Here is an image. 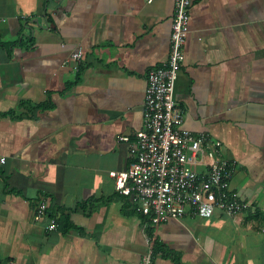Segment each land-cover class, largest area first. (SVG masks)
<instances>
[{
  "label": "crops",
  "instance_id": "obj_1",
  "mask_svg": "<svg viewBox=\"0 0 264 264\" xmlns=\"http://www.w3.org/2000/svg\"><path fill=\"white\" fill-rule=\"evenodd\" d=\"M190 10L175 86L184 127L222 142L231 188L254 211L188 214L157 234L182 264H264V0ZM174 12L175 0H0V264H140L149 238L123 214L112 172L129 167L120 137L143 127L146 74L169 58ZM43 198L81 231L35 220Z\"/></svg>",
  "mask_w": 264,
  "mask_h": 264
},
{
  "label": "built area",
  "instance_id": "obj_2",
  "mask_svg": "<svg viewBox=\"0 0 264 264\" xmlns=\"http://www.w3.org/2000/svg\"><path fill=\"white\" fill-rule=\"evenodd\" d=\"M192 0H175L170 55L147 72L143 127L130 144V163L125 171L112 172L117 191L154 225L188 214L207 218L223 212L234 219L254 211L231 188L236 162L224 157L222 142L207 133L184 127L185 111L175 98V86L185 62V44L190 31ZM83 49L73 57L82 59ZM5 161V158H2ZM48 200L34 209L39 221L49 216ZM47 229H58L57 217H49ZM149 249L140 264H155Z\"/></svg>",
  "mask_w": 264,
  "mask_h": 264
},
{
  "label": "trees",
  "instance_id": "obj_3",
  "mask_svg": "<svg viewBox=\"0 0 264 264\" xmlns=\"http://www.w3.org/2000/svg\"><path fill=\"white\" fill-rule=\"evenodd\" d=\"M32 40V39H31ZM16 43H10V44H4L5 46H13L16 45ZM74 83L71 82L69 84V86L73 85ZM23 105H27L26 103H22ZM53 106L52 103H39L35 106V108H41V109H48L51 108ZM115 199V196H111L108 198L104 199V202L108 203L111 202ZM97 199H89L86 202L81 203L82 207H87L88 204H92L94 203V201H96ZM91 209H93V207H91ZM122 212L124 215L126 216H130V215H136L138 217L141 218L142 222L145 225V230L147 233V236L149 238V247L151 248L154 257L157 256H163L167 259H170L172 261L173 264H182V257L181 255L174 249H171L167 243H165L157 234V230H156V226L154 225L148 217H146L145 215H143L142 213L136 211L133 208V205L131 203V201L124 196V205L122 207ZM49 217H57L58 219V223L59 226L65 230L68 231L70 229H77L79 231H81L80 227L76 226L75 224L71 223L70 218L68 215L65 214H61L60 217L58 218V216L56 215V211H54V209H49Z\"/></svg>",
  "mask_w": 264,
  "mask_h": 264
}]
</instances>
